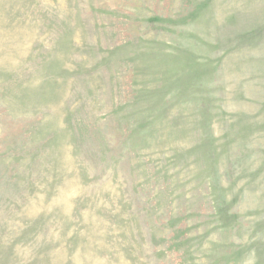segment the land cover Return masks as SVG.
<instances>
[{
  "label": "rangeland",
  "instance_id": "rangeland-1",
  "mask_svg": "<svg viewBox=\"0 0 264 264\" xmlns=\"http://www.w3.org/2000/svg\"><path fill=\"white\" fill-rule=\"evenodd\" d=\"M0 264H264V0H0Z\"/></svg>",
  "mask_w": 264,
  "mask_h": 264
}]
</instances>
